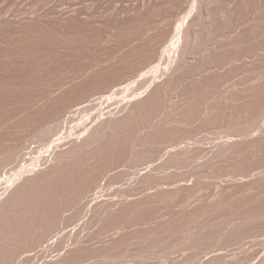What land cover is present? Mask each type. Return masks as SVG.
<instances>
[{
	"label": "rangeland",
	"instance_id": "1",
	"mask_svg": "<svg viewBox=\"0 0 264 264\" xmlns=\"http://www.w3.org/2000/svg\"><path fill=\"white\" fill-rule=\"evenodd\" d=\"M108 2L110 1L0 0V154H2V151L5 149L7 150V148L18 144L19 141L24 142L25 140V148L22 151L23 155L21 152L22 158L19 155L20 157L18 158H20V160L17 159V161H11L14 165L11 162H7L6 164H8V166L6 165L0 176V181L3 182L2 186L0 184V189L3 187L2 190L6 188L5 185L9 188L10 185L8 184H10L9 182L12 180L14 181V184H18L17 186L13 184L16 188L14 187V189L12 186L11 190H8L4 195V197L6 196V200L3 197L2 200H4H1L2 202H0V204H3L4 201L6 203L13 201V205H16V209H14V206L11 204L13 207L11 208V211L9 209L10 206L5 208V213L4 210L1 209L2 206H0V210L3 212V214H0H6L2 218V215H0V238H2L0 239V264H253L262 256V254H264V193L261 195V199H256L257 201L255 202L252 200L254 194H256L258 190H264V145L262 144L264 139L262 140L263 142L260 141L258 143V146L256 145L257 147L254 144L247 142L249 137L244 138L243 134L242 136L239 135V130H241V127L243 126L239 127L238 124L243 122L250 124L253 119H256L255 117L261 114L260 110L264 109V103H262L264 101V92L261 93L260 91L258 93L259 90L257 89V91L252 90L255 93L257 92L256 95H252L253 92L252 94L250 93L251 95H249V97L251 96L250 99H253L254 97L253 100H249L248 93L245 94V96L242 95V98H232V101L236 99L234 100L236 102H231V97H229L231 95L229 94L232 93L231 90H236L239 87L242 79L243 81L246 79L244 77L251 78V75H249L251 72L249 73L248 70L251 71L253 69L252 72H256L257 69L259 70L261 68L260 70L263 72L264 57L262 58L263 61L261 60L263 65L260 61L259 65L258 62L255 64L254 59L251 61L246 60V64H242L243 61L239 60V62L234 57L236 54L239 56L243 51H248L247 53L250 54V50H253L251 52L252 57L249 55V58L251 57L250 59H252L254 53H256V48L261 44V46L264 45V35L262 38H257L255 37V32H253V35L251 33L256 28V26L255 28L252 27L257 24L256 20L251 22V24L254 25H247L250 29L246 27L242 31V37L240 36L239 38H242L243 40H240L239 38H237L239 39L238 41L235 39L237 42L234 40V46L232 45L233 47H230V51L234 52L233 54L236 52L233 56L234 58L232 57V54L230 56L229 50L228 53L226 52L227 54L223 55L220 52L211 53L212 57L210 56L211 59H209L212 61L209 62L215 64V66L213 64V67L212 65L207 64V59H202L205 60L206 63H203L201 57H197L198 59L196 58L195 60L191 59V62L187 63L188 67H185L184 70H181L177 75L176 78L180 79L176 80L175 78L177 82H172V85H169L170 88L168 86L165 89L167 92L164 90L165 93H163V90L153 89L157 95L159 94L158 96H160V98L154 94L155 92L153 90H151L152 95H150V99L145 98L146 101L143 97L149 96L147 94L150 93L149 90L151 88L148 87L150 83H152L151 81H153V79H158L159 77L163 79L162 73L164 70L161 69H165L168 64V57L165 53H161V56L164 58L159 56L161 60L167 57L165 62L158 58L159 61L157 60L150 64V59L147 58H151L156 51V43L161 38L159 37L161 36L160 33L172 31L174 28L173 25L178 26V23L181 25L184 20L181 22L182 19L180 18L179 20L177 18L175 19L176 22H173L170 17L171 19H167H170V21L174 23H172L173 25H171V22L169 23L167 19L163 20V22L162 19H160L162 16L159 17V14L164 15L161 10L158 11L159 14L153 16L154 19L156 18L158 20L155 19L152 22L150 21L151 23L146 21L144 22L145 24H142L143 22L141 24L138 22L133 23L128 19L126 16L127 14H125L123 10L130 7L132 8L136 1L115 0L110 3ZM113 6L114 8L116 6L119 7V10L116 16L110 18L112 12L110 9H112ZM124 6L126 7L123 9ZM211 7L213 8V5H211ZM212 8L210 9L211 11L209 10L210 13L214 12ZM262 13L263 15H261L264 23V12ZM125 16L126 18H124ZM174 17L176 18V16ZM106 18H108L109 21ZM160 20L162 22H160ZM166 22L167 24H165ZM144 25L147 28H145ZM156 25L161 29L158 30L159 27ZM153 26H156L157 29ZM166 26H168L167 29ZM201 26L199 29L202 31L203 26ZM251 28L254 29L252 30ZM156 30L160 31L159 36H157L158 32H156ZM245 30H247L246 35L244 33ZM172 33L174 35V32ZM201 33L203 34V32ZM248 33L249 36H247ZM253 39H256V41ZM259 40H261V43ZM243 41L245 44L242 43ZM254 44L258 47H254ZM239 48L240 50H247L239 51V53L237 52ZM146 52H148V54ZM149 53L151 55H149ZM226 55H228L229 61H237L236 63L234 62L235 65H228L226 66L227 68L224 67L228 62ZM262 55L264 56V53H262ZM215 57L216 59H214ZM193 61L195 63H193ZM197 62L199 63L197 64ZM159 63L163 64L160 65ZM202 63L204 66H202ZM218 64L220 66H217ZM222 65H224L223 69ZM199 66L201 68L203 67L204 70L201 69L200 72ZM205 66H208V69ZM255 66L258 67L256 68ZM241 67H244V69H240ZM254 67L256 68L255 70ZM158 68L159 71L157 70ZM193 68H195V70ZM235 68L237 69L236 72L240 69V71L236 73L237 76L233 73L234 71H232L235 70ZM246 68H248V70H246ZM230 69L232 70L230 71ZM219 70H223V72ZM227 71H230V74L229 72L226 74ZM136 72L138 74H136ZM240 72L242 73L240 74ZM243 72L245 74H243ZM255 72L252 74L257 75L258 79H261V81L256 80V78L253 79L255 76H252L251 80L254 81L250 82V78H247V85L248 82L252 85H256L258 82L264 83V81H262L264 80V77L261 76L264 72ZM260 72L262 73L260 74L261 77L258 76ZM134 73L137 75L136 77H134ZM232 73L236 77L239 76V73L240 76L236 78ZM222 76L223 78L226 77L223 79L221 78ZM126 79H128L127 81H129V83L125 81ZM225 79L226 81L223 83V80ZM237 79H239V81ZM205 80H207V82ZM140 81L141 84L145 82V85L143 84V86H141ZM179 81L182 83H178ZM220 81L222 83H219ZM231 82L234 84L237 82L240 83H237L238 86L236 84L237 87L234 88L235 86ZM119 84L124 85L123 89H119L121 87ZM230 85H232V88H228L227 90L229 91L225 90ZM247 85H245L246 88L249 86ZM216 87L217 89L222 87V90L218 89V91H221L219 92L221 95L217 94L218 91L215 89ZM249 88L251 87L249 86ZM225 91L227 94H224ZM146 92H148L146 94L147 96L145 95ZM224 96H226V98L228 97V105L225 103L226 99H224ZM135 97L143 102H139V99H137L138 101L135 100ZM163 97H165V100ZM243 97H247L248 100L244 99V101H241ZM207 98L209 99L207 100ZM129 99H133V101L135 100L133 102L135 106L136 104L138 106H142L143 104L142 108L148 106L144 109H139V113L132 118L133 121L129 120L132 121L131 123H133L134 126H132L133 124L130 122H127V124L122 122V124L115 130L109 132L108 135L110 136L108 137L107 135V141L105 137L103 139L104 141L101 142H104L101 146L106 148V152L104 151L105 148L104 150L103 148L101 149V146L94 151L96 156L99 149L103 150H100L101 153L98 154L103 156L95 157V166L90 162L82 168V166L80 167L77 163H73L74 165L72 164L69 165L68 168H64V170H62L64 172L61 171L63 175L60 172L57 174L55 173V175H47L45 172H43V174L42 172H38L42 174L43 177L40 174H35L36 176H33L34 173L31 171V173L28 171L27 174L25 171L24 174L27 165L31 167L33 162H35V159L39 158L42 153H46L45 149H47V144L50 143L53 135V138H57L59 135L64 134L61 132L63 130L65 132L64 135H66V132L70 134L69 131H71V133H76V131L73 130L74 128L71 129L74 123L80 125L81 123L84 124L83 121L88 120V122H85L87 124L95 120L96 117L102 115V112H106V110L109 109L111 111L104 112L105 115H102L104 118H109L113 115L116 116L117 113V115H122L123 112V114H125L127 108L124 109L126 110L124 111L122 104L124 105V102ZM238 100L239 105L237 103ZM155 101L157 103H155ZM78 102H81V105L83 106L85 104L84 109H86L82 111V113H78L79 116L81 115V119L77 116L79 117L78 121L76 114H74L75 117L70 126L69 123H66L65 116L62 115H66L71 103ZM82 102L84 104H82ZM229 102L231 107L229 106ZM240 102L243 103L241 104ZM146 103L147 105H144ZM212 104L213 106H211ZM261 105L262 108L259 107ZM135 106L132 105V107ZM138 106L137 108H139ZM226 107L227 109H231L228 111ZM239 108L241 109L239 110ZM150 109L152 111H150ZM208 109L213 110L211 111ZM69 110H71V108ZM121 110H123V112ZM142 110H145V112H143L144 114L142 113L143 115L141 114ZM98 111H101V113H98ZM147 112L148 114H146ZM254 113H256V116ZM70 114H73V111ZM60 116L64 118V121L60 118L61 121H63L62 123H66L70 129L68 127L63 129V127H66V124L59 127L55 126V123L57 124L58 121L62 125L59 120ZM140 117H142V120ZM177 117H179L180 121ZM176 119L177 121H175ZM254 120L251 122L252 126H250L251 124L248 125L251 129H249V127L246 129L245 126L247 127V125L244 123V130H242L250 131L256 128L254 132H262L264 128V117L262 124H260L262 127L256 125ZM79 122L81 123L79 124ZM140 123L141 125H139ZM155 124H160V127ZM43 125L45 128H42L43 132H41V127H43ZM45 125H47V127ZM128 126H131L133 130L135 129L134 127L137 128L133 131L134 134ZM233 126H235L234 130ZM228 127L231 128L233 133L237 132L235 130L239 128L238 133L234 134H237L238 136H232L233 133H230L231 131L229 132L230 129ZM122 128L124 129V132H126V129L128 128V131L126 132L127 136L126 133L122 132ZM152 128L154 129L152 130ZM157 128H159V130L156 131ZM162 128L163 130H161ZM226 128L228 131L225 130ZM117 129L118 131H116ZM213 129H216L217 132L220 130L221 132L219 131L220 133L218 134L217 132H214ZM48 130H50V133L46 134V131ZM53 130L55 132L54 134ZM212 130L218 135L213 132L210 134V131ZM225 131H227L226 134ZM117 132L119 133L118 135ZM128 132H130V134ZM156 132H158V134ZM150 133L153 136L150 135ZM42 134L49 135V137H45L50 140L47 138L46 140ZM204 134L207 139L203 136ZM220 134L221 137L219 136ZM144 135H146L147 138ZM202 136L203 140H199ZM40 137H43L46 142L44 140L42 141ZM144 137L146 140H144ZM150 137L153 138L150 139ZM208 137L211 138L209 139ZM124 138H127V143H125L128 144L127 146L124 144V142H126V140L123 141ZM234 138L239 139L240 144L243 146L244 143L249 145L246 144L247 147L246 145L245 147L241 145L238 146L239 149L244 148L246 151H243V149H241V151L236 149L235 154H233L236 155V159L234 157V159H232L230 156L226 159L230 158L232 159L231 161H226L225 159L223 161L220 158V161H217L218 158L211 157L207 162L204 161V158L207 157L209 151L211 152V149L219 145L220 142H226ZM39 139L41 141H39ZM117 140H120V143L116 142ZM141 140L143 142H139ZM144 141H146L145 144H143V147L145 146V148H143L145 151L138 149L139 144L141 145ZM106 142H108V144ZM133 142L135 144H133ZM109 144H111V147L113 144L112 149L111 147H108ZM115 144H117L118 150H114L116 148ZM136 144H138V146ZM214 144L216 146H214ZM127 148H132L131 150L129 149L132 151L131 154ZM135 148L139 152L136 156L138 158H134L135 156L133 155L134 152V154L137 152ZM114 151L116 152L113 157L112 153H114ZM127 151L129 153H127ZM141 151L144 152V158L148 159L147 161H149V165L147 164V161H142L144 155L140 153ZM171 152H173V154L174 152H179L182 158L180 157L181 159L176 162L171 161V164H169L170 162L167 160V164H165L166 162L164 160L170 156ZM139 154L142 156H138ZM108 155H111V157ZM176 155H178V153ZM105 158H108V160ZM132 158H134L133 162L139 166H136L133 162L131 164L133 167L129 164L131 163L129 161H131ZM149 158L151 160H149ZM138 159H140V163L142 162L141 165L145 162L144 167L143 165H140ZM213 159L216 160L214 161ZM9 163L11 166H9ZM206 163L208 165H206ZM127 164L128 166H126ZM158 165L164 166L160 167V169L156 168V170H154L153 168ZM78 166L80 168H78ZM22 167L24 170H22ZM127 167H129V169ZM132 168L133 172L129 171L128 174L127 170H132ZM67 169L70 175L67 173ZM20 170L21 174L19 173ZM71 170L72 172H70ZM119 171H121V173ZM124 172H126L128 176H126ZM130 173H132V175ZM64 174H66V176ZM32 176L36 179L32 178ZM39 176H41L43 180H48H44V183L41 179V182H39V179L41 178ZM44 176L46 178H44ZM57 176H60V178ZM23 178L26 180L24 181ZM28 178L33 180L29 179L28 181ZM6 180H8L7 184ZM33 181L35 183H31ZM25 182L29 183V187H27L28 185ZM20 183H23V185ZM30 184H33V186L35 184L34 188L33 186L31 187ZM19 185L22 186L19 187ZM24 185L25 188H22ZM17 187H19V189L22 188L23 190L21 189V191ZM26 189L30 190L29 192L31 193H27ZM246 189L250 191L248 192L249 194H247ZM18 191H21L22 193L24 191V193L19 194ZM25 193L26 197L23 196ZM111 193H113V195ZM130 193L133 195L132 198H134H130L129 200L126 198V195H130ZM17 195L20 198L18 197L17 199ZM111 196L112 199L115 197L113 199L114 201L119 198L122 202H120V200L118 202L117 199L114 203L113 201L110 202L108 198H104H111ZM123 196L125 199H123ZM12 197L16 200H12ZM213 197L220 198V201L218 198L214 199ZM226 197H228V199ZM21 198H23V200ZM96 198L99 200L102 198L107 199L110 204L106 202L107 200H103V203L105 204L106 202L108 205L105 204L106 206L104 207L103 204L102 210L97 212L99 215H96V213L90 221H86L87 209L85 208H88L86 204H89L94 199L96 201ZM225 198L229 201L230 206L228 202H225ZM19 199L21 202L18 201ZM128 200L135 203H128ZM216 200L218 201L216 202L217 205L212 206ZM223 200L225 203H220L221 201L223 202ZM14 201H18L16 202L17 204ZM210 201L214 202H211V204ZM249 201H251V203ZM117 202L119 203V205H117L119 208L116 206ZM208 203L210 204L209 206ZM47 204H49L48 207H46ZM83 204L86 206L84 208L85 210H83L82 216L80 215L81 217H77L80 219L77 221L74 219L75 217L71 215H74V213L76 215L75 211L78 208H75V206L79 207L81 205L83 206ZM218 204L221 206V210L219 209L220 206H218ZM127 205L129 206L127 207ZM134 205L138 208L134 207ZM71 206H73V208H71ZM205 206L206 208L209 207V209L206 210ZM216 206L218 208H216ZM115 207L117 208L115 209ZM64 208H70L72 211L68 209L66 213ZM204 208L206 211L203 210ZM62 210H65V213H62ZM105 210H109L110 212L108 211L107 213ZM202 211L204 212L203 214L201 213ZM60 212L64 218L59 222L58 219L60 218ZM68 212L70 217H72L71 219L73 222H71L70 217H68ZM8 213L9 217L7 216ZM63 214H66V216ZM83 215L85 216L83 217ZM56 217L58 219L55 225L60 227L56 230L57 232L52 234V236L50 235L52 238L46 237L47 234H45V232L49 230L46 228H50V226H48L49 222ZM67 217L69 219L68 222L65 220ZM125 219L127 222L126 224L123 222ZM53 222L54 220L52 221V224ZM109 228H114V231L106 233ZM221 228L222 230H220ZM44 229L46 231H44ZM197 229L199 231H197ZM103 232L105 234H103ZM44 238L45 241L43 240Z\"/></svg>",
	"mask_w": 264,
	"mask_h": 264
},
{
	"label": "bare ground",
	"instance_id": "2",
	"mask_svg": "<svg viewBox=\"0 0 264 264\" xmlns=\"http://www.w3.org/2000/svg\"><path fill=\"white\" fill-rule=\"evenodd\" d=\"M99 1V0H98ZM101 1H103V0H101ZM108 1H110V2H113V1H115V0H108ZM134 1H136L135 3H134V5H133V7L131 8H128V9H126V10H123L124 12H125V14H127L126 16L128 17V19L131 21V22H138V23H142V24H145L144 22H146V21H154L155 19H154V17L153 16H156L157 14H159L158 13V11H161V12H163L164 13V15H161V14H159V17L160 16H162L160 19H162V21L163 20H165V19H167V18H172V20L171 21H173V22H176V20L175 19H179L180 20V18L182 19L181 20V22L183 21V23L180 25V23H178L177 25L178 26H174L173 24V22H171L170 21V19H167L168 21H169V23L171 24V25H173V29H172V31H165L164 33L162 32V33H160L161 34V36H159V32L160 31H157L156 30V32H158V35L157 36H159V37H161L159 40H158V42L156 43V51L154 52V54L151 56V58H147V59H150V64L151 63H153V62H155V61H157L158 60V58H159V56H161V53H165L166 55H167V57H168V64H167V66H166V68L165 69H161V70H164L163 71V73H162V75H163V79H161L160 77V79L158 78V79H153V81H151L152 83H150V85H149V87L148 88H151L149 91H150V93L149 94H147L148 92H146L145 93V95L147 94V95H149L148 97H143V94H142V97L144 98V100H146L147 98L148 99H150V95H152V91L151 90H153V89H159V90H163L162 92L163 93H165V89L169 86V85H172L171 83L173 82L174 83V81H176V80H179L178 78H176L177 77V75L179 74V72L181 71V70H184V68L186 67H188V62H191V59L192 60H195L197 57H201V60L202 59H207L208 60V63L207 64H210V65H212V67H213V64L211 63V62H209V61H212V60H210L211 58H210V56L212 57V54L211 53H214V52H220V53H222V55L223 54H227L228 53V50H229V54H230V56H231V54H232V57L236 54V52H235V54H233L234 52H232V51H230L231 50V46L233 45V44H235V39H237V38H239L240 36L242 37V31L246 28V27H248L250 24H251V22H253L254 20H256V25H254V24H251L250 26H252V25H254V26H252V27H254L255 28V26H256V28H255V30L254 31H252L251 33H252V35L254 34L253 32H255L256 34V36L255 37H257V38H262V36L264 35V29H262V28H264V27H262V26H264V25H262V24H264L263 23V20H262V15H263V13L262 12H264V0H134ZM110 2H108V3H110ZM102 3V2H101ZM116 3V2H115ZM125 4V3H124ZM129 4V3H128ZM127 4V5H128ZM131 4V3H130ZM133 4V3H132ZM105 5H107V4H105ZM104 5V6H105ZM115 5V4H114ZM117 5V4H116ZM126 5V4H125ZM211 5H213V8L211 7ZM118 6H119V4H118ZM106 7V6H105ZM126 6H124L123 7V9L125 8ZM129 7V6H128ZM103 8V7H102ZM107 8V7H106ZM109 8V7H108ZM113 8H114V6H113ZM110 9V10H112V12H111V15H110V18L112 17V16H116V14H117V12H118V10H119V7H115L114 9ZM213 9L214 10V12L213 13H210V9ZM104 9V8H103ZM121 9V8H120ZM210 10V11H209ZM109 11V10H108ZM122 11V10H121ZM160 12V13H161ZM108 13V12H107ZM120 14V13H119ZM262 14V15H261ZM106 15V14H105ZM122 16V15H121ZM123 16H124V13H123ZM126 16L124 17V18H126ZM174 16H176V18L174 17ZM159 17H157V18H159ZM116 18V17H115ZM174 18V19H173ZM106 19H108V18H106ZM105 19V20H106ZM122 19V18H121ZM156 20H158V19H156ZM175 20V21H174ZM179 20H177L178 22H180ZM108 21H109V19H108ZM118 21V20H117ZM161 20H160V22H162ZM167 21V22H168ZM150 22V23H151ZM159 22V23H160ZM164 22V21H163ZM167 22L165 23V24H167ZM132 23V24H133ZM157 23H158V21H157ZM157 23H155V24H157ZM169 23H168V25H169ZM173 23V24H172ZM249 24V25H248ZM129 25V24H128ZM161 25H163V24H161ZM204 27H202V26ZM248 25V26H247ZM132 26V25H131ZM145 26V25H144ZM148 26H149V24H148ZM157 26V25H156ZM153 26V27H155V29H157V27H159V26ZM200 26L202 27V31L199 29L200 28ZM127 27V26H126ZM136 27V26H135ZM140 27V26H139ZM167 27L168 26H166V29H167ZM121 28V27H120ZM144 28V27H143ZM145 28H147L146 26H145ZM150 28V27H149ZM249 29H250V27H248ZM247 28V29H248ZM254 28H251L252 30L254 29ZM132 29V28H131ZM152 29V28H151ZM161 28L159 27L158 28V30H160ZM163 29V28H162ZM165 29V28H164ZM171 29V28H170ZM204 29V30H203ZM122 30V29H121ZM125 30V29H124ZM140 30H142V29H140ZM153 30H154V28H153ZM199 31H200V33H199ZM246 31L247 30H245L244 31V33H245V35H246ZM248 31H250V30H248ZM152 32V31H151ZM172 32H174V35H173V33ZM201 32H203V34L201 33ZM143 33V32H142ZM251 33H250V36H251ZM153 34V33H152ZM157 34V33H156ZM172 34V35H171ZM151 36V35H150ZM247 36H249V33L247 34ZM243 37H246V36H243ZM264 37V36H263ZM155 38V37H154ZM250 38H253V37H250ZM256 38V39H257ZM151 39V38H150ZM156 39V38H155ZM240 39V38H239ZM239 39H237V41L239 40ZM242 39V38H241ZM240 39V40H241ZM256 39H253L254 41H256ZM235 40V41H234ZM243 40V39H242ZM252 40V39H251ZM250 40V41H251ZM236 41V42H237ZM260 41V43H261V40H259ZM150 42H151V40H150ZM199 42V43H198ZM263 42V41H262ZM155 43V42H154ZM243 44H245V42L243 41L242 42ZM258 43V42H257ZM259 44V43H258ZM153 45H155V44H153ZM262 45V44H261ZM261 45H259V47L258 46H256L255 44H254V47L256 46V47H258V48H256L257 50H256V53H254V55H253V58L252 59H250L251 57H252V54H251V52L253 51H251L250 50V54L249 53H247L248 51H243V52H241L242 50H247V49H242V50H240V48H239V50L237 51V52H239L240 54H239V56L236 54V56H238V57H236V56H234L235 58H236V60L237 61H239V60H241V61H243V63L242 64H246L245 62H246V60H249V61H251V60H253L254 59V61H255V64H256V62H258V65H259V61H260V63H262V58L264 57L263 55H262V53H264V45L263 46H261ZM199 46V47H198ZM234 46V45H233ZM232 46V47H233ZM261 46V47H260ZM243 47V46H242ZM148 48V47H147ZM154 48V47H153ZM244 48V47H243ZM245 48H246V46H245ZM252 48V47H251ZM152 49V48H151ZM146 50V49H145ZM154 50V49H153ZM149 51V50H148ZM163 51V52H162ZM211 51H213V52H211ZM227 52V53H226ZM147 54H148V52H146ZM151 53V52H150ZM149 53V55H151ZM219 53V54H220ZM165 55V56H166ZM221 55V54H220ZM249 55H251V57L249 58ZM146 56V55H145ZM227 56V59H228V55H226ZM229 56V57H230ZM162 57V56H161ZM167 57H165V59L167 58ZM220 57V56H219ZM223 57V56H222ZM231 57V58H232ZM233 57V58H234ZM162 58H164V57H162ZM210 58V59H209ZM223 58H225V57H223ZM230 58V59H231ZM232 58V59H233ZM146 59V58H145ZM160 59V58H159ZM165 59H163L164 60V62H165ZM198 59V58H197ZM200 59V58H199ZM214 59H216V57L214 58ZM218 59V58H217ZM220 59V58H219ZM226 59V60H227ZM161 60V59H160ZM163 60H161V61H163ZM201 60H200V63H201ZM223 60V59H222ZM262 60V61H261ZM148 61V60H147ZM159 61V60H158ZM196 61H198V60H196ZM203 61V63L205 62L206 63V61L205 60H202ZM224 61V60H223ZM236 61V62H237ZM218 62V61H217ZM227 62V61H226ZM234 60H233V62H232V60H230L229 61V59H228V62L226 63V65L224 66V65H222V69H223V66L225 67V68H227L226 66H228V65H233L234 64ZM235 62V63H236ZM240 62V61H239ZM238 62V63H239ZM148 63V62H147ZM146 63V64H147ZM193 63H195L194 61H193ZM193 63H191V64H193ZM199 62H197V64H198ZM202 63V66H204V64ZM222 63H224V62H222ZM252 63V62H251ZM155 64V63H154ZM160 65H162L161 63H159ZM190 64V65H191ZM197 64H196V66H197ZM187 65V66H186ZM189 65V66H190ZM235 65V64H234ZM249 65H250V63H249ZM262 65H263V63H262ZM142 66V65H141ZM193 66V65H192ZM214 66H215V64H214ZM217 66H220L219 64L217 65ZM241 66V65H240ZM243 66V65H242ZM247 66V65H246ZM264 66V65H263ZM157 67H160V66H157ZM200 67V66H199ZM206 68L208 67V66H205ZM204 67V68H205ZM209 67H211V66H209ZM231 67V66H230ZM256 67V66H255ZM254 67V70L258 67H256L255 68ZM196 68V67H195ZM195 68H193L194 70H195ZM218 68H220V67H218ZM249 68V67H248ZM248 68H246V70H248ZM252 68V67H251ZM250 68V69H251ZM192 69V68H191ZM201 69H203V67L201 68L200 67V72H201ZM208 69V68H207ZM233 69V68H232ZM232 69H230V71L232 70ZM240 69H244V67L242 68H240ZM240 69L238 70V71H240ZM261 69V68H260ZM258 70L257 69V71L259 72V71H261L262 72V70ZM158 71H159V68L157 69ZM186 70V69H185ZM204 70V69H203ZM209 70H210V68H209ZM216 70H217V67H216ZM236 68H235V70H232V71H234L233 73L237 76V72H236ZM245 70V71H246ZM153 71V70H152ZM157 71V72H158ZM207 71V70H206ZM205 71V72H206ZM212 71V70H211ZM219 71H222L223 72V70H219ZM230 71H227L226 72V74H228V72H229V74H230ZM242 71V70H241ZM244 71V72H245ZM253 71V69L251 70V71H249L248 70V72L250 73L251 72V74H249V75H251V78H252V76H255V77H253V79H255L256 78V80H259L258 79V77H257V75H255V74H252V73H254V72H252ZM256 71V72H257ZM161 72V71H160ZM216 72V71H215ZM218 72V71H217ZM221 72V73H222ZM243 72V74H245ZM247 72V73H248ZM255 72V73H256ZM259 73L258 74V76L259 77H261V76H263L264 77V67H263V75H261L260 76V74H262V73ZM182 73V72H181ZM184 73V72H183ZM191 73V72H190ZM198 73V72H197ZM209 73H211V72H209ZM213 73V72H212ZM232 73V75L234 76V77H236L234 74ZM242 72H240V74H241ZM135 74V73H134ZM133 74V75H134ZM136 74H138L137 72H136ZM134 75V77H136L137 75ZM201 74V73H200ZM226 74H222V75H226ZM240 74L238 73V75L240 76ZM162 75H161V77H162ZM187 75H188V73H187ZM248 75V76H249ZM142 76V75H141ZM183 76H184V74H183ZM182 76V77H183ZM204 76V75H203ZM221 76V75H220ZM228 76V75H227ZM232 76V77H233ZM238 76V77H239ZM246 76H247V74H246ZM179 77H181V76H179ZM187 77V76H186ZM226 77V76H225ZM224 77V78H225ZM238 77H236V78H238ZM263 77H262V79H263ZM130 78H131V76H130ZM175 78H176V80H175ZM184 78H185V76H184ZM221 78H223V76L221 77ZM223 78V79H224ZM229 78V77H228ZM235 78V79H236ZM244 78H246L244 81H243V79H242V82L240 83V82H237V83H240V85H239V87L236 89V90H231L232 91V93H230L229 95H231V96H229V97H231L230 98V100H231V102H233L234 100H236V99H234L233 101H232V98H236V97H241L242 95L243 96H245V94H248V97H249V95H251L252 94V90H255V91H257V90H259L258 91V93L261 91V93L262 92H264V83L262 82H256L257 84L256 85H252L250 82H252V81H254V80H251V78H250V82H248V85L251 87V88H249V86L247 85V78L248 77H244ZM248 78V79H249ZM125 79V78H124ZM134 79V78H133ZM141 79H143V78H141ZM147 79H149V78H147ZM182 79V78H181ZM227 79V78H226ZM226 79L225 80H223V83H224V81H226ZM230 79H231V77H230ZM128 79H126L125 81L127 82V83H129V81H127ZM130 80V79H129ZM131 80H132V78H131ZM144 80H145V78H144ZM150 80V79H149ZM183 80V79H182ZM188 80V79H187ZM200 80V79H199ZM221 80V79H220ZM238 81H239V79H237ZM247 80V81H246ZM123 81V80H122ZM133 81V80H132ZM135 81V80H134ZM185 81H186V79H185ZM206 82H207V80H205ZM231 81V80H230ZM259 81H261V79L259 80ZM262 81H264V80H262ZM126 82H125V84H126ZM177 82V81H176ZM175 82V83H176ZM210 82V81H209ZM218 82V81H217ZM228 82V81H227ZM233 82V81H232ZM231 82V83H232ZM234 82H236V81H234ZM146 83H148V82H146ZM178 83H182V82H178ZM219 83H222L221 81L219 82ZM229 83V82H228ZM236 83V84H237ZM254 83V82H253ZM122 84H124V83H122ZM120 85L119 84V86H121L119 89H123V86L124 85ZM140 84H141V81H140ZM144 85H145V82L143 83ZM143 84H141V86H143ZM216 84H218V83H216ZM235 87L234 88H236L237 86H238V84H237V86H236V84H234V83H232ZM252 86H251V85ZM127 85V84H126ZM177 85V84H176ZM245 85H247L248 86V88H246V86ZM118 86V85H117ZM140 86V87H141ZM175 86V85H174ZM179 86V85H178ZM228 86V85H227ZM231 86V87H230ZM229 87H227L225 90H227L228 88L230 89V88H232V85H230ZM125 87H128V86H125ZM124 87V88H125ZM130 87V86H129ZM137 87V86H136ZM172 87V86H171ZM214 87V86H213ZM212 87V88H213ZM217 87H218V85H217ZM217 87L215 88V89H217ZM169 88H170V86H169ZM168 88V89H169ZM176 88V87H175ZM139 89V88H138ZM167 89V90H168ZM174 89V88H173ZM203 89V88H202ZM218 89H221L222 90V87L220 88H218ZM218 89H217V91H218ZM257 89V90H256ZM148 90V89H147ZM158 90V91H159ZM165 90V91H164ZM138 91V90H137ZM154 91V90H153ZM160 91V92H161ZM170 91V90H169ZM227 91H229V90H227ZM230 91V92H231ZM114 92H115V90H114ZM120 92V91H119ZM134 92V91H133ZM141 92V91H140ZM155 92V91H154ZM167 92V91H166ZM215 92V91H214ZM219 92H221L220 90L217 92V94H220ZM159 93V92H158ZM216 93V92H215ZM223 93V92H222ZM226 93V91L224 92V94ZM251 93V94H250ZM255 92H253V94L252 95H256L257 94V92L254 94ZM154 94H156V92L154 93ZM162 94V93H161ZM160 94V95H161ZM224 94H222V95H224ZM227 94V93H226ZM146 95V96H147ZM157 95V94H156ZM159 95V94H158ZM157 95V96H158ZM167 95V94H166ZM213 95V94H212ZM216 95V94H215ZM221 95V94H220ZM261 95V94H260ZM263 95H264V93H263ZM133 96V95H132ZM228 96V95H227ZM258 96V95H257ZM137 97V96H136ZM136 97L134 98L135 100H137V99H139V98H137L136 99ZM139 97V96H138ZM152 97V96H151ZM155 97V96H154ZM159 98H160V96H158ZM225 98L224 99H226L225 101V103H226V105H228V102H227V100H228V97L226 98V96H224ZM251 97V96H250ZM250 97H249V100H253L254 99V97H253V99H250ZM259 97V96H258ZM146 98V99H145ZM153 98V97H152ZM212 98H213V96H212ZM223 98V97H222ZM242 98V97H241ZM264 98V97H263ZM142 99V98H141ZM163 99L165 100V97H163ZM209 98H207V100H208ZM211 99V98H210ZM214 99V98H213ZM239 99V98H238ZM244 99H246V100H248V98L247 97H243V99H241V101H244ZM261 99H262V97H261ZM77 100V99H76ZM75 100V101H76ZM107 100V99H106ZM134 100V101H135ZM152 100V99H151ZM155 100V99H154ZM157 100V99H156ZM163 100V101H164ZM223 100V99H222ZM256 100V99H255ZM258 100V99H257ZM260 100V99H259ZM73 101V100H72ZM133 99H129L128 101H125L124 102V105L122 104V108H123V110L124 109H126L127 108V111L126 110H124V111H126L125 112V114H123L124 112H123V110H121L123 113H122V115H117L116 114V116H114L113 114H111V115H113V116H108L107 114V116L109 117V118H104V116H102V115H105V113L107 112V111H111L110 109L109 110H106V112L104 113V112H102L103 114L102 115H100L99 117H96L95 118V120H93V121H91V122H89V123H85L86 121L88 122V120H86V121H83L84 122V124H82L81 122H79V124L80 125H76L75 123H74V125H75V127H74V125H73V127L71 128V129H73V130H75L76 131V133H71V131H69V133L70 134H68L67 132H66V135H64L65 134V132H64V130L63 131H61L62 133H64V134H62V135H59L57 138L55 137V138H53V136H52V139L50 140L49 138H47V137H49V135L47 136V135H44V134H42V136L44 135V137L45 136H47V137H45V139L47 138V139H49L50 140V143H48L47 144V149H45L46 150V153L44 152V153H40L41 155L39 156V158H37V159H35L34 161L35 162H33V165H31V167H29L28 165H27V167L25 168V170H24V168L22 169V170H24V174H25V171H26V174H27V172L29 171H31L32 173H34V175L33 176H36L37 174H40L41 172H42V174H43V172H45L47 175H52V174H54L55 175V173L57 174V173H62V172H64V171H62V170H64V168H68L69 167V165H72L73 163H77V165H80V167L82 166V168L84 167V166H86L88 163H90V162H92L91 164L93 165V166H95V157H97V156H99V157H101V156H103V155H98V154H100L101 152H100V150L103 148L101 145L104 143H101L102 141H104L103 139L106 137V141H107V135L109 134V132H111V131H113V130H115L119 125H121L122 124V122H124V123H126L127 124V122H132L133 120H132V118L133 117H135L138 113H139V109H144L145 107H147L148 105H147V103L146 104H144V105H147V106H145L144 108H142V106H143V104H142V106L140 107V106H138L137 104H136V106H135V104H133ZM138 101V100H137ZM143 102L142 100H140L139 99V102ZM147 101V100H146ZM138 102V103H139ZM145 102V101H144ZM234 102H236V101H234ZM239 102V100L237 101V103ZM250 102V101H249ZM254 102V101H253ZM70 103V102H69ZM155 103H157L156 101H155ZM154 103V104H155ZM208 103V102H207ZM214 103V102H213ZM241 103V102H240ZM243 103V102H242ZM241 103V104H242ZM245 103V102H244ZM252 103V102H251ZM262 103H264V101L262 102ZM68 104V103H67ZM82 104H84L83 102H82ZM148 104H149V102H148ZM152 104V103H151ZM159 104V103H158ZM260 104H261V102H260ZM69 105V104H68ZM132 105H134L135 107H132ZM153 105V104H152ZM225 105V104H224ZM225 105V106H226ZM238 105H239V103H238ZM55 106V105H54ZM65 106H66V104H65ZM64 106V107H65ZM84 106H85V104H84ZM84 106L83 105H81V102H78V103H71L70 105H69V107H68V110H67V113H66V115L64 114V115H62V116H65L64 118H65V121H66V123H69V125L71 126L72 124V120L74 119V117H75V115L74 114H76V118H77V121H78V118L81 116H79V112H81L82 113V111H84L85 109H84ZM137 106L139 107V108H137ZM155 106V105H154ZM211 106H213V104L211 105ZM221 106H223V105H221ZM229 106H230V102H229ZM249 106V105H248ZM56 107V106H55ZM67 107V106H66ZM65 107V108H66ZM74 107H76V108H74ZM150 107V106H149ZM209 107H210V105H209ZM231 107V106H230ZM233 107L235 108V106L233 105ZM239 107V106H238ZM241 107V106H240ZM259 107H261L262 108V105L261 106H259ZM259 107H258V109H259ZM71 108V110L73 111V114H70V113H72V111L71 110H69ZM73 108H74V110H73ZM214 108V107H213ZM250 108V107H249ZM263 108H264V105H263ZM62 109V108H61ZM64 109V108H63ZM116 109V108H115ZM121 109V108H120ZM119 109V110H120ZM148 109V108H147ZM151 109H152V107H151ZM150 109V111H152ZM226 109H227V107H226ZM229 109H231V108H229ZM229 109H227L228 111H229ZM241 108H239V110H240ZM50 110H52V109H50ZM65 110V109H64ZM101 110V109H100ZM208 110H213V109H208ZM225 110V109H224ZM233 110V109H232ZM238 110V109H237ZM239 110H238V112H239ZM260 110V109H259ZM52 111H54V110H52ZM63 111V110H62ZM102 111V110H101ZM101 111H98V113L100 112L101 113ZM113 111V110H112ZM120 111V112H121ZM148 111V110H147ZM241 111H244V110H241ZM47 112V111H46ZM55 112H56V110H55ZM114 112V111H113ZM119 112V111H118ZM143 112H145V110L143 111L142 110V112H141V114L143 113ZM227 112V111H226ZM257 112V111H256ZM49 113V112H48ZM54 113V112H53ZM64 113V112H63ZM79 113V114H78ZM97 113V114H98ZM228 113V112H227ZM260 113L261 114H259L257 117H255L256 119L254 120L253 118V120H254V122H255V124L256 125H260V124H262V122H263V117H264V109L263 110H260ZM62 114V113H61ZM144 114V113H143ZM142 114V115H143ZM146 114H148V112L146 113ZM145 114V115H146ZM256 113H254V115H255ZM60 115V114H59ZM58 115V116H59ZM99 115V114H98ZM244 115V114H243ZM242 115V116H243ZM57 116V117H58ZM77 116H79V117H77ZM89 116V115H88ZM87 116V117H88ZM256 116V115H255ZM48 117V116H47ZM106 117V116H105ZM139 117V116H138ZM60 118H62L61 116L59 117V120L61 121V119ZM64 118H62V120L64 119ZM84 118H85V116H84ZM84 118H82V119H84ZM89 118V117H88ZM141 118V120H142V117H140ZM173 118H176V117H173ZM178 118V120H179V117H177ZM181 118V117H180ZM54 119V118H53ZM57 119V118H56ZM80 119H81V117H80ZM136 119V118H135ZM144 119V118H143ZM44 120V119H43ZM129 120H132V121H129ZM140 120V121H141ZM183 120H185V119H183ZM188 120V119H187ZM252 120V121H253ZM52 121H54V120H52ZM64 121V120H63ZM63 121H61V123L63 122ZM76 121V122H77ZM80 121V120H79ZM136 121V120H135ZM138 121V120H137ZM175 121H177V119L175 120ZM180 121V120H179ZM182 121V120H181ZM251 121V120H250ZM251 121V122H252ZM46 122V121H45ZM163 122V121H162ZM172 122V121H171ZM174 122V121H173ZM190 122V121H189ZM250 122V124L249 123H245V122H243V123H240V124H238V126L240 127V126H243L244 127V123L247 125V127L245 126V128L247 129L249 126L248 125H250V126H252V123ZM39 123V122H38ZM53 123V122H52ZM66 123H62V125L59 123V121L57 122V124L55 123V126H63V124H66ZM139 123V122H138ZM179 123H181V122H179ZM41 124V123H40ZM39 124V125H40ZM50 124V123H49ZM48 124V125H49ZM58 124H60V125H58ZM131 124H133V123H131ZM158 124V123H157ZM242 124V125H241ZM129 125V124H128ZM138 125V124H137ZM139 125H141V123L139 124ZM156 125V124H155ZM160 125V124H159ZM159 125H156V126H158V127H160ZM179 125V124H178ZM183 125V124H182ZM46 127H47V125H45ZM65 126V125H64ZM123 126V125H122ZM124 126H125V124H124ZM132 126H134V124L132 125ZM163 126V125H162ZM177 126V125H176ZM222 126V125H221ZM224 126H226V125H224ZM232 126V125H231ZM231 126H229V127H231ZM237 126V127H238ZM261 127H262V125H260ZM263 126H264V124H263ZM51 127V126H50ZM68 127V125L66 124V127H63V129H66ZM128 127H130L131 128V126H128ZM138 127V126H137ZM151 127V126H150ZM149 127V128H150ZM228 127V128H229ZM234 127L235 126H233V130H234ZM243 127H241L242 129H243ZM35 128H37V127H35ZM39 128V127H38ZM42 128H45L44 127V125H43V127H41V129ZM49 128V127H48ZM47 128V129H48ZM69 128V127H68ZM120 128V127H119ZM125 128H126V126H125ZM135 129H137L136 127H134ZM219 128V127H218ZM221 128V127H220ZM232 128V127H231ZM231 128H229L230 130H229V132L231 131ZM258 128V127H257ZM47 129H45V130H47ZM70 129V128H69ZM123 129V128H122ZM128 129V128H127ZM126 129V132L128 131ZM134 129V130H135ZM154 128H152V130H153ZM223 129V128H222ZM239 129V128H238ZM238 129L237 130H235V131H237V132H235V133H238ZM239 130L240 132H239V135H241L242 136V134H243V137L245 138V137H249V140L247 141V142H250L251 144H254L255 146L257 145L258 146V143L261 141V142H263L262 140L264 139V128H263V130H262V132H254L255 130H256V128H254V130H245V131H243V130ZM249 129H251L250 127H249ZM38 130V129H37ZM44 130V131H45ZM120 130V129H119ZM130 130V129H129ZM131 130H132V132L134 131L133 130V128H131ZM131 130H130V132H131ZM145 130V129H144ZM144 130H142V131H144ZM151 130V131H152ZM157 130H159V128H157L156 129V131ZM161 130H163V128L161 129ZM214 130V129H213ZM213 130L212 131H210V134H212V132H213ZM218 130V129H217ZM225 130H227L228 131V129L226 128ZM50 130H48V131H46V134L48 133H50L49 132ZM66 131V130H65ZM116 131H118V129L116 130ZM155 131V130H154ZM220 130H218V132L216 131V129L214 130V132H217L218 134L221 132H219ZM227 131H225V134L227 133ZM242 131V132H241ZM37 132V131H36ZM40 132V131H39ZM39 132H38V134H39ZM41 132H43V129H42V131ZM40 132V133H41ZM60 132V133H61ZM122 132H124V129H123V131ZM121 132V133H122ZM126 132H124V133H126ZM130 132H128L129 134H130ZM131 132V133H132ZM213 132V133H214ZM228 132V133H229ZM55 132H54V130H53V134H54ZM120 133V134H121ZM144 133V132H143ZM142 133V134H143ZM146 133V132H145ZM149 133V132H148ZM147 133V134H148ZM153 133V132H152ZM157 134H158V132H156ZM156 133H155V135H156ZM217 133H214V134H217ZM230 133H233L232 131L230 132ZM229 133V134H230ZM235 133H233L232 134V136L235 134ZM37 134V133H36ZM52 134V133H51ZM51 134H50V136H51ZM119 133L117 132V135H118ZM133 134H134V132H133ZM154 134V133H153ZM160 134V133H159ZM207 134V133H206ZM217 134V135H218ZM56 135H58V134H56ZM112 135V134H111ZM116 135V136H117ZM123 135H125V134H123ZM132 135V134H131ZM150 135H152L151 133H150ZM228 135V134H227ZM226 135V136H227ZM110 135H108V137H109ZM112 136H114V135H112ZM126 136H127V133H126ZM126 136H124V137H126ZM145 137H146V135H144ZM153 136V135H152ZM204 137H205V134L203 135ZM203 136L201 137V138H199V140L200 139H202L203 140ZM213 136V135H212ZM220 137H221V134L219 135ZM234 136H238L237 134L236 135H234ZM129 137V136H128ZM143 137V136H142ZM141 137V138H142ZM144 137V138H145ZM155 137V136H154ZM39 138V137H38ZM41 139H42V141L44 140L45 141V139H43V137H40ZM51 138V137H50ZM122 138H123V136H122ZM147 138V137H146ZM146 138L144 139V140H146ZM151 138H153V137H150V139ZM206 138V137H205ZM209 138V137H208ZM211 138V137H210ZM209 138V139H210ZM217 138V137H216ZM228 138V137H227ZM243 138V139H244ZM8 139V138H7ZM46 139V140H47ZM127 139V138H126ZM125 138L123 139V141H125L126 140ZM131 139V138H130ZM207 139V138H206ZM205 139V140H206ZM218 139V138H217ZM2 140V139H1ZM6 140V139H5ZM48 140V141H49ZM109 140H110V138H109ZM120 140H122V139H120ZM119 140V141H120ZM142 140H143V138H142ZM139 141V142H143V141ZM149 140V139H148ZM3 141V140H2ZM39 141H41L40 139H39ZM113 141V140H112ZM118 140L116 141V142H119ZM1 142V141H0ZM46 142V141H45ZM44 142V143H45ZM122 142V141H121ZM135 142V141H134ZM133 142V144H135ZM139 142H138V144H139ZM145 142L146 141H144V143H141V145L139 144V147H138V149H141V150H144L143 148H145V146L143 147V144H145ZM245 142V141H244ZM243 142V143H244ZM25 140H24V142H22V141H19V143L18 144H15L14 146H11V147H9V148H7V150L5 151H2V154H0V176H1V173H2V171L4 170V168L6 167V165L8 166V164H6L7 162H11V161H14V160H16L17 161V159H19L20 160V158H18V157H20L21 156V152L24 150V146H25ZM41 143V142H40ZM43 143V142H42ZM101 143V144H100ZM107 144H108V142H106ZM114 143V142H113ZM120 143V142H119ZM118 143V144H119ZM125 143H127V140H126V142H124V144ZM149 143V142H148ZM148 143H147V145H148ZM206 143V142H205ZM212 143V142H211ZM242 143V142H241ZM257 143V144H256ZM46 144V143H45ZM107 144H105V145H107ZM138 144H136L137 146H138ZM239 144V145H238ZM247 144V143H246ZM245 143H244V146L242 145V144H240V140L239 139H231V140H228V141H226V142H223L222 141V143L220 142V144L219 145H215L214 144V146H216V147H212L213 149H211V152L209 151V154L207 155V157L206 158H204V161H206L207 162V160H209L211 157H216V158H218V160L217 161H220L219 160V158L221 159V160H223L224 161V159L227 161V160H232V159H234L235 158V156L236 155H233V154H235V151H236V149H239V147L238 146H243V147H245V145H246ZM261 144V143H260ZM263 145H264V142L262 143ZM105 145H103V146H105ZM121 145V144H120ZM126 146L128 145V144H125ZM132 145V144H131ZM248 145V144H247ZM247 145H246V147H247ZM41 146H42V144H41ZM99 146H101V149H99L97 152H98V154L95 156V152L94 151H96V149H98V147ZM126 146H125V148H126ZM213 146V145H212ZM249 146V145H248ZM256 146V147H257ZM262 146V145H261ZM109 148L111 147V144H109V146H108ZM107 147V148H108ZM112 147H113V144H112ZM112 147H111V149H112ZM116 147V148H115ZM115 149L114 150H116L117 149V144H115ZM121 147H123V146H121ZM129 147H130V145H129ZM133 147V146H132ZM43 148H44V146H43ZM45 148H46V145H45ZM105 148V147H104ZM104 148H103V150H104ZM108 148V149H109ZM119 148V147H118ZM251 148V147H250ZM252 148H254V147H252ZM260 148H262V147H260ZM107 149V150H108ZM122 149V148H121ZM120 149V150H121ZM128 149V148H127ZM130 150L132 149V148H129ZM128 149V151H130ZM241 149H243V151H246V150H244V148H241ZM241 149H239L240 151H241ZM263 149V148H262ZM103 150H101V151H103ZM118 150V149H117ZM123 150V149H122ZM135 150L137 151L136 152V154H134L133 153V155L135 156H133L134 158H138V157H136L137 156V153H139L138 152V150L135 148ZM238 150V151H239ZM105 152H106V148H105V150H104ZM110 151V150H109ZM127 151V153H129ZM145 151V150H144ZM111 152V151H110ZM115 152L116 151H114V153H112V155H113V157H114V154H115ZM120 152V151H119ZM119 152H117V153H119ZM131 152L132 151H130V154H131ZM248 152H249V150H248ZM1 153V152H0ZM117 153H116V155H117ZM126 153V154H127ZM140 153H142V155H144V152L143 151H141ZM178 153V155H176ZM177 153H175L174 152V154H173V152H171L170 153V156L169 157H167L164 161L166 162L167 160H169V164H171V161L172 162H176V161H179L182 157H181V155L179 154V152H177ZM240 153V152H239ZM243 153V152H242ZM146 154V153H145ZM238 154V153H237ZM20 155V156H19ZM22 155H23V152H22ZM106 155V154H105ZM104 155V156H105ZM141 154H139L138 156H140ZM141 155V156H142ZM180 155V156H179ZM240 155H241V153H240ZM108 156H110L111 157V155H108ZM168 156V155H167ZM205 156V155H204ZM231 156V158L232 159H226L227 157H230ZM239 156V155H238ZM243 156V155H242ZM113 157H112V159H113ZM130 157V156H129ZM128 157V158H129ZM145 157V155L143 156V158L142 157H139V158H142V161H147L148 159H145L144 158ZM161 157V156H160ZM163 157V156H162ZM181 157V158H180ZM234 157V158H233ZM240 157V156H239ZM21 158H22V156H21ZM134 158H132L131 159V161H129V162H131V163H129L130 165L132 164V162L134 161L133 159ZM97 159V158H96ZM106 159V158H105ZM143 159H145V160H143ZM236 159V158H235ZM99 160V159H98ZM97 160V161H98ZM106 160H108V158L106 159ZM125 160H127V159H125ZM139 160V163H140V159H138ZM149 160H151L150 158H149ZM214 161L216 160V159H213ZM102 161V160H101ZM114 161V160H113ZM113 161H112V163H113ZM116 161V160H115ZM128 161V160H127ZM135 161H136V159H135ZM222 161V162H223ZM124 162V161H123ZM137 162V161H136ZM145 162H143L144 164H145ZM148 162L149 161H147V164H148ZM11 163H13V162H11ZM98 163V162H97ZM119 163V162H118ZM117 163V164H118ZM126 163V162H125ZM134 163V162H133ZM142 163V162H141ZM141 163H140V165H141ZM204 163V162H203ZM213 163V162H212ZM220 163V162H219ZM43 164H44V167H43ZM135 164V163H134ZM133 164V165H134ZM144 164H142L143 165V167L145 166ZM162 164V163H161ZM163 164H164V162H163ZM165 164H167V162L165 163ZM164 164V165H165ZM210 164V163H209ZM227 164V163H226ZM13 165H14V163H13ZM12 165V166H13ZM74 165V164H73ZM136 166L138 165V164H135ZM141 165V166H142ZM149 165V164H148ZM164 165H161V166H157V167H155V168H153V167H151V168H153L154 170H156V168H159L160 169V167H162V166H164ZM205 165V164H204ZM206 165H208L207 163H206ZM9 166H11L10 165V163H9ZM26 166V165H25ZM24 166V167H25ZM97 166V165H96ZM126 166H128V164L126 165ZM132 166V165H131ZM130 166V167H131ZM139 166V165H138ZM169 166V165H168ZM210 166H211V164H210ZM70 167H72V166H70ZM79 166H78V168H80ZM121 167V166H120ZM133 167V166H132ZM143 167H141V168H143ZM209 167V166H208ZM74 168V167H73ZM73 168H71V169H73ZM93 168V167H92ZM125 168V167H124ZM128 169H129V167H127ZM138 168V167H137ZM150 168V169H151ZM206 168H207V166H206ZM210 168V167H209ZM264 168V167H263ZM95 169V168H94ZM131 169V168H130ZM134 169H135V167H134ZM162 169V168H161ZM165 169H168V168H165ZM261 169V168H260ZM78 170V169H77ZM121 170V169H120ZM124 170V169H123ZM152 170V169H151ZM207 170V169H206ZM62 171V172H61ZM66 171H68V169L66 170ZM80 171V170H79ZM78 171V172H79ZM95 171V170H94ZM117 171V170H116ZM122 171V170H121ZM121 171H119L120 173H121ZM125 171V170H124ZM128 172V174H129V171H132L133 172V168H132V170H127ZM158 171V170H157ZM160 171V170H159ZM162 171H163V169H162ZM21 172V170L19 171V173ZM30 172V173H31ZM38 172H40V173H38ZM70 172H72V170L70 171ZM74 172H75V170H74ZM83 172V171H82ZM123 172V171H122ZM135 172V171H134ZM207 172V171H206ZM205 172V173H206ZM262 172V171H261ZM68 174H69V171L67 172ZM85 173V172H84ZM125 174H126V172H124ZM204 173V172H203ZM208 173V172H207ZM21 174V173H20ZM36 174V175H35ZM42 174H40V175H42ZM82 174V173H81ZM123 174V173H122ZM128 174H126V176H128ZM131 175H132V173H130ZM211 174V173H210ZM210 174H208V175H210ZM262 174V173H261ZM61 175V174H60ZM62 175H63V173H62ZM65 176H66V174H64ZM70 175V174H69ZM79 175H80V173H79ZM212 175V174H211ZM210 175V176H211ZM236 175V174H235ZM24 176V175H23ZM32 176V178H35V177H33ZM72 176V175H71ZM78 176V175H77ZM125 176V175H124ZM231 176H233V175H231ZM39 177H41V176H39ZM42 177H43V175H42ZM42 177L39 179V182H41L40 180L42 179ZM51 177V176H50ZM57 177H59L60 178V176H57ZM62 177V176H61ZM73 177V176H72ZM76 177V176H75ZM79 177V176H78ZM205 177H206V175H205ZM229 177V176H228ZM19 178V177H18ZM24 178H25V176H24ZM24 178H23V180H24ZM44 178H46L45 176H44ZM48 178H49V176H48ZM74 178V177H73ZM80 178V177H79ZM29 179H31V178H28V181H29ZM36 179V178H35ZM35 179H34V181H35ZM53 179V178H52ZM56 179V178H55ZM62 179V178H61ZM75 179V178H74ZM10 180V179H9ZM15 180V179H14ZM22 180V179H21ZM26 180V179H25ZM24 180V181H25ZM31 180H33V179H31ZM30 180V181H31ZM43 180V179H42ZM45 180V179H44ZM44 180L42 181V182H44ZM46 180H48V179H46ZM45 180V181H46ZM50 180H51V178H50ZM64 180V179H63ZM67 180V179H66ZM81 180V179H80ZM8 180H6V184L8 183L7 182ZM19 181V180H18ZM31 182V183H35V182ZM82 181V180H81ZM227 181V180H226ZM5 182V181H4ZM21 182V181H20ZM37 182V181H36ZM77 182H78V180H77ZM2 181H0V184H1V186H2ZM10 184H8V185H10L9 186V188H7L8 186L7 185H5L6 186V188H7V190H6V188H4V190H2L3 189V187H1L2 189H0L1 191H0V202H2L4 199L6 200V196L4 197V195H5V193H7L8 192V190H11V188H12V186H13V188L15 187V186H17L16 184H14V181L12 180L11 182H9ZM16 183H18V182H16ZM25 183H27V182H25ZM24 183V184H25ZM45 183V182H44ZM47 183H49V182H47ZM56 183V182H55ZM76 183V182H75ZM15 186H14V185ZM20 184H22L23 185V183H20ZM29 183H27V185H28ZM78 184V183H77ZM22 185H19V187L20 186H22ZM26 185V184H25ZM25 185H24V187H22V188H25ZM31 185V184H30ZM37 185V184H36ZM46 185V184H45ZM53 185V184H52ZM55 185V184H54ZM33 186V184L31 185V187ZM34 186H35V184H34ZM34 186H33V188H34ZM38 186V185H37ZM48 186V185H47ZM51 186V185H50ZM19 187H17L18 189H19ZM27 187H29V185L27 186ZM26 187V188H27ZM16 188V187H15ZM14 188V189H15ZM22 188H20L19 190H21ZM32 188V189H33ZM39 188H40V185H39ZM38 188V189H39ZM17 189V190H18ZM28 189V188H27ZM26 189V190H27ZM31 189V188H30ZM36 189V188H35ZM23 190V189H22ZM21 190V191H22ZM49 190V189H48ZM247 190V189H246ZM15 191V190H14ZM14 191H12V192H14ZM19 192V194L20 193H22V192ZM25 191V190H24ZM24 191H23V193H24ZM30 190H27L26 192L28 193ZM36 191V190H35ZM234 191V190H233ZM43 192H44V189H43ZM247 192V194H249L248 192H250V191H246ZM22 193V194H23ZM29 193H31V192H29ZM231 193V192H230ZM233 193H235V192H233ZM264 193V190H258L257 191V193L256 194H254V197H253V199L252 200H254V202L255 201H257L256 199H261L262 197H261V195ZM10 194V193H9ZM18 194V193H17ZM18 194V195H19ZM112 195H113V193H111ZM226 194V193H225ZM246 194V193H245ZM11 195V194H10ZM17 195V199H18V196ZM26 195V193L23 195V196H25ZM47 195V194H46ZM56 195V194H55ZM131 195V196H130ZM130 195H126L125 197L126 198H128L129 200H130V198H132V194L130 193ZM215 195H217V194H215ZM253 195V194H252ZM22 196V195H21ZM28 196V195H27ZM43 196V195H42ZM45 196V195H44ZM50 196V195H49ZM120 196H121V194H120ZM128 196H130V197H128ZM223 196V195H222ZM228 196V195H227ZM232 196H234V195H232ZM263 196H264V194H263ZM4 197V199L2 200V198ZM15 197V196H14ZM26 197V196H25ZM46 197V196H45ZM216 197V196H215ZM218 197H220V196H218ZM217 197V198H218ZM13 198V197H12ZM20 198V197H19ZM51 198V197H50ZM54 198H56V197H54ZM104 198H108L109 200H110V202L111 201H113L114 203H115V201H117V199H118V202H119V198H117V199H115V201L112 199V196H111V198H109V197H104ZM134 198V197H133ZM132 198V199H133ZM214 198V197H213ZM217 198H214V199H217ZM227 199H228V197H226ZM225 198V199H226ZM252 198V197H251ZM251 198H249V199H251ZM22 200H23V198H21ZM57 199V198H56ZM101 199V198H100ZM122 199V198H121ZM123 199H125L124 198V196H123ZM122 199V200H123ZM224 199V200H225ZM227 199H226V201L225 202H228V204H229V201H227ZM264 199V198H263ZM2 200V201H1ZM12 200H16L15 198H13ZM49 200H51V199H49ZM54 200V199H53ZM106 201L107 199H101V200H99L98 198H96V201H95V199L93 200V201H91L89 204H86V206H88V208H85L86 206L83 204V206L81 205V206H75V208H78L75 212H76V215H75V213L74 212H72V213H74V215H71V216H73V217H75L74 219L75 220H80L79 218H77V217H81L82 216V213H83V210H85V209H87V213H86V221H90L92 218H93V216L98 212V211H101L102 210V205L104 204L103 202L104 201ZM109 200H107L106 202H108L109 204H110V202H109ZM128 200V203L130 202V203H132V201H129ZM218 200L220 201V198H218ZM224 200H223V202L221 201L220 203H225L224 202ZM18 201H20L21 202V200L19 199ZM18 201H16V202H18ZM233 201V200H232ZM259 201V200H258ZM12 202V203H11ZM10 203H6L5 201H4V203L3 204H0V206H2V210H4L5 208H8L9 206V209H10V211H11V208H13L12 206H14L13 205V201H11ZM15 202V201H14ZM15 202V203H16ZM23 202V201H22ZM53 202V201H52ZM106 202H105V204H106ZM117 202V203H118ZM120 202H122L121 200H120ZM213 203L214 201H210V203ZM216 202H218L217 200L213 203V205L212 206H215V205H217L216 204ZM230 202H231V200H230ZM250 203H251V201H249ZM261 202V201H260ZM259 202V203H260ZM263 202V201H262ZM14 203V204H15ZM41 203V202H40ZM116 203V206L117 205H119V203L117 204ZM133 203H135V202H133ZM132 203V204H133ZM211 203V204H212ZM219 203V204H220ZM257 203V202H256ZM11 204H12V206H11ZM17 204V203H16ZM20 204V203H19ZM22 204V203H21ZM104 204V207L106 206V205H108V204H106L105 205ZM218 204V206H220ZM227 204V205H228ZM40 205V204H39ZM38 205V206H39ZM48 205L49 204H47V206L46 207H48ZM130 205V204H129ZM129 205H127V207L129 206ZM210 204L208 203V206H209ZM225 205V204H224ZM16 206V205H15ZM15 206H14V209H16L15 208ZM109 206H111V205H109ZM112 206H113V204H112ZM115 206V205H114ZM131 206H133V205H131ZM207 206V205H206ZM206 206H205V208H206ZM221 206H223V205H221ZM221 206L219 207V209L221 210ZM229 206H230V204H229ZM40 207V206H39ZM118 207V206H117ZM117 207H115V209L117 208ZM134 207H137V206H135L134 205ZM133 207V208H134ZM17 208H18V206H17ZM71 208H73V206H71ZM85 208V209H84ZM119 208V207H118ZM130 208V207H129ZM132 208V209H133ZM138 208V207H137ZM205 208L203 209V210H205ZM211 208V207H210ZM215 208V207H214ZM216 208H218L217 206H216ZM62 209H63V207H62ZM65 209V208H64ZM68 209H70V208H67V209H65L64 211L67 213V210ZM136 209V208H135ZM207 209H209V207L208 208H206V210ZM218 209V210H219ZM40 210V209H39ZM38 210V211H39ZM45 210V209H44ZM50 210V209H49ZM57 210V209H56ZM61 210V209H60ZM71 211H72V209H70ZM69 210V211H70ZM134 210V209H133ZM205 210V211H206ZM212 210H213V207H212ZM216 210V209H215ZM1 211V210H0ZM63 210H62V213H65ZM74 211V210H73ZM107 210H105V212H106ZM109 211V210H108ZM108 211H107V213H108ZM136 211V210H135ZM209 211V210H208ZM208 211H207V213H208ZM217 211V210H216ZM8 212H9V210H8ZM51 212V211H50ZM54 212V211H53ZM58 212V211H57ZM85 212V211H84ZM110 212V211H109ZM210 212V211H209ZM0 213H2L3 214V212L1 211ZM4 213H5V210H4ZM42 213V212H41ZM40 213V214H41ZM62 213L60 212V215H59V219L56 217L55 219H53L54 220V222H53V224H52V221L51 222H49V224H48V226H50V228H48L47 226V228L46 229H49L48 231H46L45 229H44V231H46L45 232V234H47L46 235V237H51L52 236V234H54L55 232H57L56 230L60 227H57L55 224H56V222H57V219L59 220V222L60 221H62V219L64 218L63 216H62ZM202 214L204 213L203 211L201 212ZM207 213H206V215H207ZM213 213H214V210H213ZM212 213V214H213ZM216 213V212H215ZM2 214H0V215H2ZM38 214H39V212H38ZM43 214H44V211H43ZM201 214V215H202ZM4 215H6V214H4ZM4 215H2L1 216V218L4 216ZM9 215V213L7 214V216ZM10 215H11V212H10ZM50 215H51V213H50ZM63 215H65L66 216V214H63ZM68 215H69V212H68ZM81 215V216H80ZM96 215H99L98 213L96 214ZM107 215V214H106ZM126 215V214H125ZM133 215V214H132ZM214 215V214H213ZM7 216H5V217H7ZM85 215H83V217H84ZM114 216V215H113ZM200 216V215H199ZM9 217V216H8ZM53 217V216H52ZM51 217V218H52ZM68 217H70V215L68 216ZM68 217H67V219H65L66 220V222H68L69 221V219H68ZM108 217H110V216H108ZM209 217H211V216H209ZM72 217H70V219H71ZM112 218V217H111ZM118 218V217H117ZM202 218V217H201ZM204 218V217H203ZM115 219V218H114ZM123 219H124V217H123ZM122 219V220H123ZM128 219V218H127ZM130 219V218H129ZM4 220V219H3ZM3 220H1V221H3ZM56 220V221H55ZM85 220V219H84ZM49 221V220H48ZM64 221V220H63ZM71 222H73L72 221V219H71ZM76 222V221H75ZM125 224L127 223L126 222V219H125V221H123ZM50 223H51V225H50ZM77 223V222H76ZM80 223V222H79ZM121 223V222H120ZM46 224V225H47ZM66 224V223H65ZM71 224V223H70ZM129 224V223H128ZM127 224V225H128ZM63 225V224H62ZM72 225V224H71ZM74 225V224H73ZM76 225V224H75ZM197 225V224H196ZM206 225V224H205ZM211 225V224H210ZM2 226V225H1ZM45 226V225H44ZM200 226V225H199ZM199 226H198V228H199ZM201 226H203V225H201ZM128 227V226H127ZM204 227H207V226H204ZM196 228V227H195ZM200 229V228H199ZM202 229V228H201ZM120 230V229H119ZM203 230L205 231V229L203 228ZM212 230V229H211ZM220 230H222V228L220 229ZM1 231V230H0ZM114 231V228H109V229H107V231H106V233H111V232H113ZM197 231H199L198 229H197ZM206 231H208V230H206ZM196 232V231H195ZM201 232V231H200ZM103 234H105L104 232H103ZM113 234V233H112ZM196 234H198V233H196ZM202 234V233H201ZM51 235V236H50ZM116 235V234H115ZM220 236V235H219ZM224 236V235H223ZM218 237V236H217ZM48 238V239H49ZM52 238V237H51ZM0 239H2V238H0ZM44 241H45V238L43 239ZM47 240V239H46ZM48 241V240H47ZM49 242V241H48ZM64 242V241H63ZM126 242V241H125ZM111 243V242H110ZM61 244H63V243H61ZM112 244V243H111ZM125 244V243H124ZM1 245H2V242H1ZM107 245V244H106ZM109 245V244H108ZM113 245H114V243H113ZM57 246H58V243H57ZM60 246V245H59ZM109 246H111V245H109ZM108 246V247H109ZM117 246V245H116ZM115 246V247H116ZM118 246H119V244H118ZM117 246V247H118ZM120 246H121V244H120ZM6 247H7V245H6ZM56 247V246H55ZM105 247V246H104ZM4 248V247H3ZM210 264H212V263H210ZM253 264H264V254H262V256L259 258V259H257Z\"/></svg>",
	"mask_w": 264,
	"mask_h": 264
}]
</instances>
